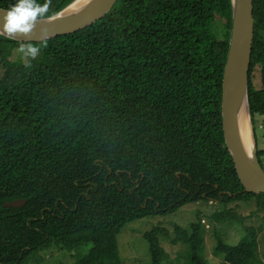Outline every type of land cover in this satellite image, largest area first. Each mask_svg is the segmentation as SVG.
<instances>
[{
    "label": "trees",
    "instance_id": "1",
    "mask_svg": "<svg viewBox=\"0 0 264 264\" xmlns=\"http://www.w3.org/2000/svg\"><path fill=\"white\" fill-rule=\"evenodd\" d=\"M71 1L52 0L49 14ZM14 2L0 0V9ZM252 5L253 122L264 118V0ZM230 25V0H117L90 26L50 38L31 67L13 53L21 43L0 36V264H39L55 246L74 252L73 264H121L116 237L134 220L198 201L255 200L264 211V194L243 191L222 136ZM16 199L25 203L4 207ZM214 219L243 223L229 210ZM260 231L244 226L233 245L217 237V264H264ZM160 235L167 231L143 235L150 264L166 259ZM173 236L189 264H208L200 220Z\"/></svg>",
    "mask_w": 264,
    "mask_h": 264
},
{
    "label": "rangeland",
    "instance_id": "2",
    "mask_svg": "<svg viewBox=\"0 0 264 264\" xmlns=\"http://www.w3.org/2000/svg\"><path fill=\"white\" fill-rule=\"evenodd\" d=\"M211 28L216 36L222 35L221 21L212 23ZM13 53L15 56L22 57V54L15 50ZM251 81L253 87L258 89L260 86L258 67L255 68ZM253 127L256 150L264 151V118L255 115ZM261 160L264 164V155L261 156ZM226 210L243 217V223L240 224L231 220L215 221L214 216L223 214ZM196 219L200 220V226L203 230V243L199 255L207 260L208 264H217L219 261V257L213 253L216 238L219 237L227 244H236L244 236V226L255 229L261 227V231L257 234V254L264 263V211L257 210L255 200H249L246 203L238 201L227 205H221L214 201H198L185 204L170 214L149 216L129 222L123 226L116 237L121 264H150L148 245L143 235L153 227L167 231L166 237L161 235L158 237V244L166 254V259L162 263L189 264V248L182 242L172 244L170 240L174 237L175 226L189 232L190 224ZM87 249L88 247L84 248L83 252ZM38 258L41 259L39 264H73L75 253L61 251L55 246L49 250L41 251ZM30 264H35V261H31Z\"/></svg>",
    "mask_w": 264,
    "mask_h": 264
},
{
    "label": "water",
    "instance_id": "3",
    "mask_svg": "<svg viewBox=\"0 0 264 264\" xmlns=\"http://www.w3.org/2000/svg\"><path fill=\"white\" fill-rule=\"evenodd\" d=\"M117 0H89L79 10L65 11L75 2L56 13L53 20L46 18L38 20L31 36L18 34L14 41L20 43L39 42L42 29H46L51 38L79 31L106 15ZM231 25L221 79L220 115L224 145L232 159L237 177L243 186V191L254 195L264 194V171L257 159V151L253 133V125L247 100L248 70L253 40V5L252 0H230ZM3 21L0 19V29ZM247 104V112L253 139L251 159L240 138L237 128L236 112L241 100ZM25 199L5 202L4 207L18 208Z\"/></svg>",
    "mask_w": 264,
    "mask_h": 264
},
{
    "label": "clouds",
    "instance_id": "4",
    "mask_svg": "<svg viewBox=\"0 0 264 264\" xmlns=\"http://www.w3.org/2000/svg\"><path fill=\"white\" fill-rule=\"evenodd\" d=\"M52 0H44L41 4L38 0H15L7 8L0 9V19L3 27L0 29V36L4 39L15 40L18 34L31 36L38 20L46 18L53 20L56 13H50ZM51 35L46 29L40 33L39 44L21 43L15 51L22 54L25 67H31V61L35 60L43 48L48 47Z\"/></svg>",
    "mask_w": 264,
    "mask_h": 264
},
{
    "label": "bare ground",
    "instance_id": "5",
    "mask_svg": "<svg viewBox=\"0 0 264 264\" xmlns=\"http://www.w3.org/2000/svg\"><path fill=\"white\" fill-rule=\"evenodd\" d=\"M88 1L89 0H75V2L70 6L69 9L65 11V13L74 12V11L79 10ZM236 122H237V128L240 134L241 141L247 152V156L249 159H251L252 151H253V139L251 136V126H250V121H249V114L247 112V104L244 99L241 100L240 105L237 107ZM252 125H253V122H252ZM253 133H254V127H253ZM254 139L256 142L255 133H254Z\"/></svg>",
    "mask_w": 264,
    "mask_h": 264
}]
</instances>
